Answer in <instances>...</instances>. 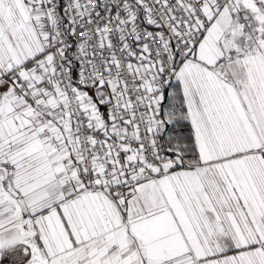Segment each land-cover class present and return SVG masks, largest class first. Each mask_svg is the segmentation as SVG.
Wrapping results in <instances>:
<instances>
[{
	"label": "snow or ice",
	"instance_id": "1",
	"mask_svg": "<svg viewBox=\"0 0 264 264\" xmlns=\"http://www.w3.org/2000/svg\"><path fill=\"white\" fill-rule=\"evenodd\" d=\"M0 264H264V0H0Z\"/></svg>",
	"mask_w": 264,
	"mask_h": 264
}]
</instances>
